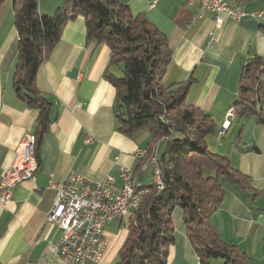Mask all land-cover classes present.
<instances>
[{
	"label": "crops",
	"instance_id": "obj_1",
	"mask_svg": "<svg viewBox=\"0 0 264 264\" xmlns=\"http://www.w3.org/2000/svg\"><path fill=\"white\" fill-rule=\"evenodd\" d=\"M121 1L132 14L145 15L168 38L172 54L162 84L189 81L186 102L210 113L218 132L238 98L243 67L250 59L264 56V0H226L244 14L232 19L220 13L218 21L213 12L200 14L192 0ZM65 2L38 0V10L52 14ZM17 46L13 0H0V180L15 161L23 136L35 132L38 115L12 87ZM108 59L104 42L86 40L85 21L78 15L67 22L38 67L36 86L51 96L58 115L38 136L34 178L18 183L11 198L0 202V264H65L50 250L59 230L46 222V215L56 195L50 183L63 181L69 171L92 180L110 174L120 186L118 169L125 166L142 185H148L143 179L147 180L150 165L144 157H136L135 151L150 144L149 132L143 130L130 138L117 131L115 88L103 75ZM230 122L221 139L207 136L206 145L227 156L234 168L248 176L249 185L243 190L224 182L222 204L212 222L225 243L244 253L247 264H264V123H258L254 115ZM173 213L182 220L180 207ZM124 221L123 217L105 224L102 259H86L83 264L116 263L128 232L126 227L117 230L116 222ZM165 264H201L183 229L174 233ZM207 264L222 262L211 258Z\"/></svg>",
	"mask_w": 264,
	"mask_h": 264
},
{
	"label": "trees",
	"instance_id": "obj_2",
	"mask_svg": "<svg viewBox=\"0 0 264 264\" xmlns=\"http://www.w3.org/2000/svg\"><path fill=\"white\" fill-rule=\"evenodd\" d=\"M13 10L18 51L12 87L26 106L38 110L35 145L58 115L51 96L38 90L36 72L67 22L78 15L85 21L86 40L104 42L109 48L103 75L115 88L117 131L135 138L147 130L148 155L155 156V148L165 142L155 160L163 189L145 185L148 192L129 215L115 264H165L167 247L174 241L176 206L183 212L184 232L201 264L211 258L222 264H247L244 253L220 238L212 216L222 204L223 183L244 190L248 176L227 156L208 149L206 137L216 135L217 125L210 113L186 102L190 82L162 84L172 54L167 36L145 15L132 14L121 0H66L52 14L40 13L38 0H13ZM263 107L264 56H257L242 69L233 108L238 120L254 115L264 123Z\"/></svg>",
	"mask_w": 264,
	"mask_h": 264
},
{
	"label": "built area",
	"instance_id": "obj_3",
	"mask_svg": "<svg viewBox=\"0 0 264 264\" xmlns=\"http://www.w3.org/2000/svg\"><path fill=\"white\" fill-rule=\"evenodd\" d=\"M196 1L200 14L213 12L225 13L232 19L244 14L239 6H232L226 0H192ZM261 16V12L253 13ZM233 118L225 115L218 133H222ZM35 135L26 133L21 139L15 161L6 169L0 181V202H7L13 188L25 179H33L38 167L35 157ZM146 148L135 151L140 158ZM133 170L121 166L118 176L121 185L115 184L116 178L104 174L99 180L89 179L75 170L67 173L61 182H52L56 195L46 215V222L55 225L59 230L58 239L50 245V250L61 258L65 264H83L86 259L98 262L102 259L106 239L104 226L107 222L120 220L136 210L139 196L145 189H137L132 182ZM155 177L154 184H161V172L158 164H153L151 172ZM161 189L162 184H161Z\"/></svg>",
	"mask_w": 264,
	"mask_h": 264
},
{
	"label": "rangeland",
	"instance_id": "obj_4",
	"mask_svg": "<svg viewBox=\"0 0 264 264\" xmlns=\"http://www.w3.org/2000/svg\"><path fill=\"white\" fill-rule=\"evenodd\" d=\"M233 6V5H232ZM234 6H237V5H234ZM226 115V114H225ZM235 118V111H234V116H233V119ZM230 123L231 122H229V125H230ZM229 125L225 128V130L222 132V133H218V132H216V135L214 136L215 138H216V140H219V139H221L226 133H227V130H228V127H229ZM222 126V125H221ZM221 126L220 127H218V128H221ZM164 141H162V143H161V145H159V146H157L156 147V151H154L155 152V154H156V156H157V154H161V152H162V150H163V145H164ZM157 152V153H156ZM149 156V157H151V158H155L154 157V155L153 154H150V155H148V152H147V154L145 153V159H147V162L148 161H150L151 160V158H149V157H147V156ZM155 160H156V158H155ZM146 178H147V180H144L143 179V181L144 182H147V184H152V183H155V177L153 176V174L151 173V172H149V174L146 176ZM1 181V180H0ZM144 186V185H143ZM145 187V186H144ZM156 187V186H155ZM157 189V188H156ZM173 214L174 213H172V224H173V227H174V233H177L178 231H180V230H182L183 229V231H184V225H183V222H182V220H178V219H176V217H175V215L173 216ZM130 215V214H129ZM124 222L122 223V224H118V222H116V229L117 230H120L121 228L123 229V228H127V226H128V216H124Z\"/></svg>",
	"mask_w": 264,
	"mask_h": 264
},
{
	"label": "bare ground",
	"instance_id": "obj_5",
	"mask_svg": "<svg viewBox=\"0 0 264 264\" xmlns=\"http://www.w3.org/2000/svg\"><path fill=\"white\" fill-rule=\"evenodd\" d=\"M239 1V0H238ZM227 115L232 117L234 116V108L231 107L230 109H228L227 111ZM145 153L147 154V150L145 151ZM140 157H145V155H141ZM149 157V156H148ZM152 157V156H151ZM149 157V158H151ZM148 159V158H147ZM145 160V158H144ZM149 165H150V168H151V172L153 171V164H156V161H155V158H151L150 161H148ZM132 182L133 184H137V189H145L144 190V194L148 192V189L146 187H144L141 182L138 180L137 176L135 175L134 171L132 173ZM156 188L157 189H161V184H156ZM162 188H163V185H162ZM141 197L142 196H139V199L137 200V203H136V209L138 208L139 206V203H140V200H141Z\"/></svg>",
	"mask_w": 264,
	"mask_h": 264
}]
</instances>
